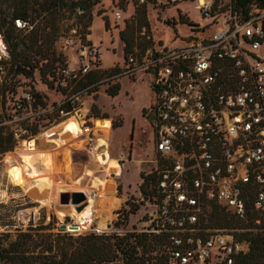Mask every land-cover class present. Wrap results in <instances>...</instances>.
I'll use <instances>...</instances> for the list:
<instances>
[{
  "label": "built area",
  "instance_id": "built-area-1",
  "mask_svg": "<svg viewBox=\"0 0 264 264\" xmlns=\"http://www.w3.org/2000/svg\"><path fill=\"white\" fill-rule=\"evenodd\" d=\"M212 7L211 0H196L201 35L135 49L104 80L73 95L121 78L133 81L139 73L151 77L146 115L155 158L149 173L158 172V183L140 195L145 207L134 212V221H128L125 198L113 210L119 225L111 220L107 231L94 232L119 243L101 263L241 264L237 256L247 246L233 229L208 226L212 204L240 219L255 213L254 223L264 225V8L243 19L235 12L218 17ZM78 58L77 68L61 70L65 79L78 81L101 69L97 46H81ZM22 97L26 112L13 120L37 123L44 108L32 107L29 91ZM66 102L74 103L69 98L58 106ZM93 122L80 124L90 154L98 140ZM124 163L118 161L122 168Z\"/></svg>",
  "mask_w": 264,
  "mask_h": 264
},
{
  "label": "rangeland",
  "instance_id": "rangeland-1",
  "mask_svg": "<svg viewBox=\"0 0 264 264\" xmlns=\"http://www.w3.org/2000/svg\"><path fill=\"white\" fill-rule=\"evenodd\" d=\"M211 1L223 8L224 11L221 12V16L229 14L232 10L233 4L231 0ZM140 5L136 0H100L91 10L92 23L91 27L87 29L90 34L85 36L82 34V27L75 15L65 13V18L62 21L61 36L55 43L56 51L58 54H61L63 64L70 68H77L79 64V48L89 42L91 45L99 47L101 58L100 71L105 72L102 74L100 81L104 80L108 76V71L114 66H119L123 60L124 44L119 38V32L125 28L126 22L131 20V17L135 15ZM145 6V18L149 25L147 35L151 37L152 44L160 40L165 44L173 45V43L186 42L193 39L194 36L202 34L200 28H192L189 25L179 23L180 15L188 22L197 24L198 26L204 23L200 13L195 8L196 0H177L174 3L170 2V0H153L146 3ZM100 9L104 10V13L101 16L94 17ZM119 10L121 11V20L116 21L114 13ZM102 16H107L108 18V30L104 28ZM192 29L195 31L191 32ZM142 31L145 32L146 29L143 28ZM203 31L207 32V29ZM135 49L138 52L140 51L139 48L135 47ZM8 59L9 55L4 44V46L0 47V61ZM0 70L1 86L4 82L5 71L3 67ZM150 80L151 77L143 73H139L133 81L121 78L117 81L120 89L115 97L107 95L106 90L112 84L104 82L97 85L92 91L79 95L77 99L73 98L76 90H73L71 87L62 91L61 87L63 86L58 84V81L54 82V89H47L40 81L38 73H35L33 78L26 79L23 76H17L12 81L16 85L15 93H6L3 107L0 98V118L3 119L0 125L6 126L8 131L13 132L16 139L15 147L11 153L7 152L0 156V233L9 232L15 234L18 231L26 230L29 226H39L43 227L39 232H61L76 237L96 231L108 230L109 226L106 228L101 227L99 216V211L104 206L105 201L117 202L121 205L122 200L127 198L129 201L127 204H138L139 210H143L145 202L140 200V195H142L139 189V184L142 182L140 173H149L152 169V164L149 162L155 158L151 143L152 134L146 120V110L152 101L149 86ZM31 87L45 96L43 100L46 104L44 114L41 118L37 119L39 120L36 123L38 125V133L35 135L29 134L26 131L31 127L32 120L30 118L22 121L13 120L15 102L22 100L23 92L29 90ZM69 98H72L76 108L70 114L62 117L61 113H57L56 109L64 99L67 100ZM92 105L97 106L100 116H107L108 119L93 118V114L90 111ZM86 106L87 112H83L82 116H78L77 111L80 110L82 112ZM25 112V110H20L19 114H24ZM71 116H74L80 124H83L84 119L86 121L94 119L93 123H97L98 120H108L110 124L99 133L98 137H103L108 141V151L111 159H122L125 163L123 168L120 167L119 174L114 176L106 174L102 166L94 160L95 155L100 152V149L97 148L91 154L89 151L84 150L85 146L78 150H66L67 156H56L54 154L44 156L40 153L21 151L19 157L25 160L32 168V171L36 173H57L60 177L59 180L63 181L61 183L63 184L62 188L56 190L57 205L53 204L49 208L47 206H40L30 195L25 194L19 186H14L10 183L7 176L8 163L5 158L16 153L17 149L19 150L22 147L24 140H27L30 136H33L32 139H35L36 144L39 145L43 133L66 121ZM113 122H121L122 125L113 128ZM94 125L95 131L96 124ZM83 136L81 134L80 139L85 141ZM94 146L96 147V142ZM67 157L71 160L69 161ZM10 164L15 165V162H11ZM63 164L65 166L60 170ZM70 164L73 167L72 176L74 178L88 176L89 181L87 177L83 179L81 181L82 186H85V189L90 188L97 196L95 216L90 219L86 229L74 224V217L66 209L72 207L76 210V207H80L85 202L84 200L76 204H72L71 201L68 204H59V192L61 191H67L70 196L75 192H82L89 199V193L86 190H73L66 187L65 182L69 181L70 178V174L67 172ZM95 170L99 174H95ZM115 177H117L116 181ZM93 192H90V194H93ZM57 207H64L66 209L63 222L77 227L76 231L60 229L62 220L58 218ZM113 214L114 216L111 220L118 226L119 222L115 220V212ZM133 214L136 213L128 215V221H134L135 216ZM49 222L50 224L46 226ZM241 246H248V243L241 241Z\"/></svg>",
  "mask_w": 264,
  "mask_h": 264
},
{
  "label": "trees",
  "instance_id": "trees-1",
  "mask_svg": "<svg viewBox=\"0 0 264 264\" xmlns=\"http://www.w3.org/2000/svg\"><path fill=\"white\" fill-rule=\"evenodd\" d=\"M149 1L153 0H147V3ZM231 1L233 5L230 12L238 13L243 19L247 18L254 9L264 8V0ZM99 2L100 0H0V36L9 55L8 60L0 61V68L3 67L5 71L4 82L0 86L2 107L5 103L6 93H15L16 85L12 81L17 76L28 79L38 73L40 81L47 89H54V82L58 81V84L63 86L61 87L62 91L72 87L73 90H76L75 93L100 82L102 74L105 73L100 70L91 71L78 81L65 79L61 75V70L69 66L63 64L61 54H58L55 48V43L61 36L65 13L74 14L82 27L83 36L89 35L90 32L87 29L91 27L92 23L91 10ZM223 11V8L215 2L213 3V15L220 17ZM103 13L104 10H98L96 17ZM145 15L146 6L141 4L131 20L126 22L125 28L119 32V38L124 44V57L132 53L135 47L142 51L152 44L151 37L147 35L149 25ZM102 20L105 30H108L107 16H102ZM179 23L192 28L198 27L197 24L188 22L182 15L179 16ZM143 28L146 29L145 32L142 31ZM194 31V29L191 30V32ZM85 45L91 44L88 42ZM111 84L106 93L110 97H115L120 86L117 81ZM26 91L32 94L33 108L45 107L46 104L43 100L45 96L41 92L32 87ZM26 107L27 104L23 98L16 101L14 116L21 115L19 111L26 110ZM74 108H76L74 103L66 102L58 106L56 111L57 113L62 111L63 114H70ZM90 111L94 118H107V116L99 115L96 105H92ZM2 122L3 119L0 118V124ZM109 124L108 120H98L95 128L97 136ZM121 125V122H113L112 126L117 128ZM26 131L35 135L38 133V125L31 122V127ZM15 144L14 133L8 131L6 126L0 125V156L7 152L11 153ZM64 166L65 164L61 166L60 170ZM72 171L73 167L70 164L67 168L70 178L65 182L66 187L73 190H85L86 187L82 186L81 182L84 176L74 178ZM55 175L59 187L62 188L63 181L59 180L60 177L57 173ZM140 176L142 182L139 184V189L142 194L149 189H154L158 183L159 174L157 171L147 174L140 173ZM76 198L79 201L82 199V195H77ZM129 205L132 213L139 209L138 204L130 203ZM255 216V213H252L246 218L240 219L217 204H212V210L208 216V226L231 228L237 241L248 243L247 251L237 256V260L241 264H264V225H256L254 223ZM49 224L50 222L46 226ZM42 228L29 226L26 230L18 231L15 234L0 233V264H97L109 261L113 246L119 244L117 241L112 242L110 236L105 234L88 233L74 237L68 233L39 232Z\"/></svg>",
  "mask_w": 264,
  "mask_h": 264
},
{
  "label": "bare ground",
  "instance_id": "bare-ground-1",
  "mask_svg": "<svg viewBox=\"0 0 264 264\" xmlns=\"http://www.w3.org/2000/svg\"><path fill=\"white\" fill-rule=\"evenodd\" d=\"M2 46H4V43L0 36V47ZM83 112H87V106L83 108L82 113ZM81 134H83V130L80 128V123L74 116H71L66 121L43 133L39 145L36 144L35 139L24 141L22 147L19 150L17 149L16 153L5 158L8 163L7 176L10 183L14 186H19L25 194L30 195L40 206H47L49 208L53 204L57 205L56 190L61 189L57 183V176L53 172L36 173L32 171V168L25 160L19 157V153L25 151L28 153H40L44 156H49L51 154L56 156H67L65 153L66 150H78L85 146V141L80 139ZM96 148L100 149V152L95 155L94 160L102 166L103 171L108 175L119 174L121 165H118L116 159L110 158L108 141L103 137H98ZM68 160L70 161L71 159L68 158ZM11 162H15V165L10 164ZM85 190L89 193V199L82 192H75L74 203H72L76 204L81 202V200L78 201L76 197L77 195H82V200L86 201L85 205L78 212L72 207L66 209H68L67 212L74 217V224L80 225L86 229L90 219L95 216L97 196L90 188ZM90 192H93V194H90ZM119 205L120 203L117 202H104V206L99 211L100 225L102 228L107 227L109 221L114 216L113 210ZM66 209L64 207L56 208L59 219L64 217ZM77 229L78 228L74 231Z\"/></svg>",
  "mask_w": 264,
  "mask_h": 264
},
{
  "label": "water",
  "instance_id": "water-1",
  "mask_svg": "<svg viewBox=\"0 0 264 264\" xmlns=\"http://www.w3.org/2000/svg\"><path fill=\"white\" fill-rule=\"evenodd\" d=\"M80 11L82 12V10L80 9ZM77 115L82 116V112L80 110L77 111ZM74 193L71 194V196L69 195V193L67 191H61L59 192V204H68L70 201L71 203H74ZM86 201L80 206V207H76V211H79L84 205H85ZM60 220H62L61 224H60V229H68L69 230H75L77 227H73L74 225H68L65 222H63L64 217L61 218ZM99 264H105V263H99Z\"/></svg>",
  "mask_w": 264,
  "mask_h": 264
},
{
  "label": "crops",
  "instance_id": "crops-1",
  "mask_svg": "<svg viewBox=\"0 0 264 264\" xmlns=\"http://www.w3.org/2000/svg\"><path fill=\"white\" fill-rule=\"evenodd\" d=\"M94 17H96V16H94ZM95 121H97V120H95ZM95 124H96V123H95ZM95 128H96V127H95ZM119 160H120V159H116L117 163H118ZM98 169H99V168H98ZM98 169H97V170H98ZM97 170H95V174L97 173ZM97 174H99V173H97ZM111 175H112V174H111ZM113 175H114V174H113ZM114 176H115V175H114ZM86 177L88 178V181H89V177L86 176V175L84 176L83 179H85ZM83 179H82V180H83ZM116 179H117V177H115V181H116ZM88 183H89V182H88ZM121 183H122V182H121ZM76 199H77V198H76ZM81 200H82V199H81ZM83 203H84V202H83Z\"/></svg>",
  "mask_w": 264,
  "mask_h": 264
},
{
  "label": "flooded vegetation",
  "instance_id": "flooded-vegetation-1",
  "mask_svg": "<svg viewBox=\"0 0 264 264\" xmlns=\"http://www.w3.org/2000/svg\"><path fill=\"white\" fill-rule=\"evenodd\" d=\"M144 115V114H143ZM146 120L148 121V117H147V115H146Z\"/></svg>",
  "mask_w": 264,
  "mask_h": 264
}]
</instances>
